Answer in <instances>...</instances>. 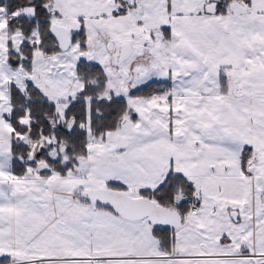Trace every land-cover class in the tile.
Masks as SVG:
<instances>
[{"label":"snow or ice","instance_id":"obj_1","mask_svg":"<svg viewBox=\"0 0 264 264\" xmlns=\"http://www.w3.org/2000/svg\"><path fill=\"white\" fill-rule=\"evenodd\" d=\"M0 264H264V0H0Z\"/></svg>","mask_w":264,"mask_h":264}]
</instances>
